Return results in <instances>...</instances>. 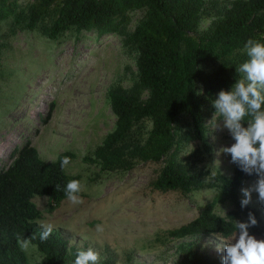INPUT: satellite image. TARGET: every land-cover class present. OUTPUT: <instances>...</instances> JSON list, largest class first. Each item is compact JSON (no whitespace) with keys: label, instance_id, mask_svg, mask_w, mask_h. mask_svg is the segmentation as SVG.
<instances>
[{"label":"trees","instance_id":"trees-1","mask_svg":"<svg viewBox=\"0 0 264 264\" xmlns=\"http://www.w3.org/2000/svg\"><path fill=\"white\" fill-rule=\"evenodd\" d=\"M137 10L143 16L128 30L131 13ZM208 17H213L210 25L201 29ZM3 22L13 31L38 30L49 39H60L68 31L123 37L124 46L136 58L137 81L129 89L120 85L109 89L114 128L83 160L96 164L101 172L130 171L140 162L160 164L151 186L161 192L217 189L197 217L167 230L168 238L180 240L174 264H222L223 256L209 252L201 239L231 237L235 221L247 222L249 212L258 221L250 234L264 239L261 212L250 205L241 207L240 188L256 175L249 176L235 165L232 176L218 172L214 181L207 182L204 171L197 168L200 158L190 159L200 157L201 148L187 157L180 155L194 140L210 150L208 107L221 90H231L239 79L237 67L248 59L246 42L264 43V0H229L214 6L210 0H33L27 4L0 0V30ZM65 156L72 162L77 154L65 151L48 162L28 138L0 169V264H29V254L18 246V235L35 237L32 245L42 256L38 264H74L77 250L87 249L57 230L47 241L39 239L43 212L34 199L47 197L53 212L67 199L66 184L80 179L61 168ZM227 201L234 208L226 216L216 213L217 204ZM99 264L114 260L107 257Z\"/></svg>","mask_w":264,"mask_h":264},{"label":"rangeland","instance_id":"rangeland-1","mask_svg":"<svg viewBox=\"0 0 264 264\" xmlns=\"http://www.w3.org/2000/svg\"><path fill=\"white\" fill-rule=\"evenodd\" d=\"M33 0H20L27 4ZM229 0H210L222 5ZM212 12L215 8L210 7ZM142 10L131 13L128 30H133L143 16ZM213 17L203 20L207 28ZM137 65L134 54L124 46L117 33L99 36L95 31H68L60 39H49L38 30L13 31L6 22L0 30V169L10 163L12 150L28 138L40 156L50 162L59 153L74 151L77 157L66 167L68 173L80 175L83 203L73 205L68 198L55 211L49 210L47 197L34 200L42 210L39 221H49L78 246L93 247L100 253L99 263L112 258L114 264H174L177 244L166 236L169 229L197 217L212 201L215 188H203L183 194L161 192L151 182L160 164L140 162L130 171L101 172L96 164L83 160L93 154L106 134L114 128L116 117L107 97L113 85L126 89L134 86ZM147 92L143 93L147 97ZM52 102L54 106L52 107ZM206 118L210 150L200 140L186 144L180 155L187 157L201 148L197 168L204 179L214 181L218 172L228 176L235 164L220 152L235 141L222 119L213 121L215 109L208 107ZM217 123V127H215ZM247 179L241 189L255 183ZM250 206L264 218V204L253 192ZM234 204L218 203L216 213L226 216ZM103 226V232L97 231ZM257 239H263L256 237ZM206 236L201 244L216 256H223L220 240ZM29 264H38L42 256L34 245L28 252Z\"/></svg>","mask_w":264,"mask_h":264},{"label":"clouds","instance_id":"clouds-1","mask_svg":"<svg viewBox=\"0 0 264 264\" xmlns=\"http://www.w3.org/2000/svg\"><path fill=\"white\" fill-rule=\"evenodd\" d=\"M248 57L237 67L239 79L231 90H221L212 101L215 113L213 121L219 117L222 127L227 129L235 141L231 146H223L220 152L231 157V163L245 174L256 175L257 179L249 187H243L241 207L250 204L253 192L257 201L264 204V43L249 39L245 44ZM245 121L247 126H245ZM217 123L215 127H217ZM71 157L65 156L61 168L67 167ZM57 191L59 185H56ZM83 184L80 180H70L64 189L65 195L73 205L83 203L80 193ZM39 239L47 241L56 225L49 221H39ZM254 213L249 212L248 221H235L236 229L232 236L220 240L219 249L224 251L222 264H264V239H257L249 229L257 225ZM103 226L97 225V231L103 232ZM17 236L18 246L28 253L32 248V239ZM100 253L93 247L80 248L75 253L74 264H99Z\"/></svg>","mask_w":264,"mask_h":264}]
</instances>
